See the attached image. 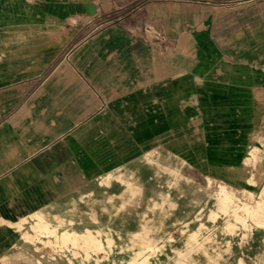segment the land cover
I'll return each instance as SVG.
<instances>
[{
    "label": "crops",
    "instance_id": "obj_1",
    "mask_svg": "<svg viewBox=\"0 0 264 264\" xmlns=\"http://www.w3.org/2000/svg\"><path fill=\"white\" fill-rule=\"evenodd\" d=\"M170 1L0 0V264L84 257L134 165L264 189V0L231 22L252 49L215 58L163 51L194 17Z\"/></svg>",
    "mask_w": 264,
    "mask_h": 264
},
{
    "label": "rangeland",
    "instance_id": "obj_2",
    "mask_svg": "<svg viewBox=\"0 0 264 264\" xmlns=\"http://www.w3.org/2000/svg\"><path fill=\"white\" fill-rule=\"evenodd\" d=\"M170 2L186 13L194 12V17L174 39L164 28L165 53L215 58L240 56L252 49L247 40L249 28L238 30L231 22L240 20L247 26L251 17L237 12L251 9L253 2ZM158 22L148 19L149 28ZM225 22L229 23L228 30L222 27ZM232 38L237 42L234 48ZM138 169L148 170L149 178L135 173L132 178L117 177L113 185L120 193L116 198L101 195V221L106 224L111 217L117 226L95 227L91 234L86 230L79 242L82 246L74 240L73 245L84 251V257L66 262L37 258V264H264V189L250 195L218 181L184 176L187 171L182 170L173 183L172 172L164 169L157 174V166L151 161L132 167ZM62 245L58 249H71L67 243Z\"/></svg>",
    "mask_w": 264,
    "mask_h": 264
},
{
    "label": "bare ground",
    "instance_id": "obj_3",
    "mask_svg": "<svg viewBox=\"0 0 264 264\" xmlns=\"http://www.w3.org/2000/svg\"><path fill=\"white\" fill-rule=\"evenodd\" d=\"M250 195H253L255 192L254 191H248ZM70 235V234H69Z\"/></svg>",
    "mask_w": 264,
    "mask_h": 264
}]
</instances>
